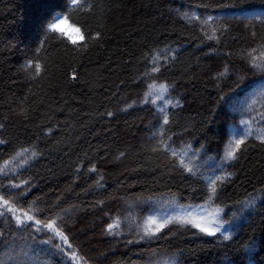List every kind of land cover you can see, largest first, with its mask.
I'll return each instance as SVG.
<instances>
[{
	"label": "trees",
	"instance_id": "trees-1",
	"mask_svg": "<svg viewBox=\"0 0 264 264\" xmlns=\"http://www.w3.org/2000/svg\"><path fill=\"white\" fill-rule=\"evenodd\" d=\"M0 211V264H264V0H0Z\"/></svg>",
	"mask_w": 264,
	"mask_h": 264
},
{
	"label": "rangeland",
	"instance_id": "rangeland-1",
	"mask_svg": "<svg viewBox=\"0 0 264 264\" xmlns=\"http://www.w3.org/2000/svg\"><path fill=\"white\" fill-rule=\"evenodd\" d=\"M107 180H109V181L112 180L110 175L107 177ZM181 210H179L180 211V216L185 215V216L190 217L192 219V221L193 220L196 221L194 223H197L199 226H201L202 228H204L207 231L215 230L218 227L217 223L215 222L214 219H212L210 217L211 215L209 214V212L206 209H202L203 211L197 210V209H190V210H184V211L183 210L181 211ZM181 212H183V213H181ZM0 216H1V211H0ZM2 217H4V216L2 215ZM151 220L153 222V225L159 224L158 219H155L153 217V218H151ZM94 229L95 228H92V227L90 228V230H94ZM78 232H79V236L82 239L86 238V233H87L86 230L79 229ZM58 249L59 248H57V250Z\"/></svg>",
	"mask_w": 264,
	"mask_h": 264
}]
</instances>
